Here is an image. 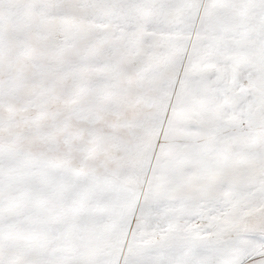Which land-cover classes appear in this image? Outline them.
<instances>
[{
    "label": "snow or ice",
    "instance_id": "1",
    "mask_svg": "<svg viewBox=\"0 0 264 264\" xmlns=\"http://www.w3.org/2000/svg\"><path fill=\"white\" fill-rule=\"evenodd\" d=\"M0 264H264V0H0Z\"/></svg>",
    "mask_w": 264,
    "mask_h": 264
}]
</instances>
